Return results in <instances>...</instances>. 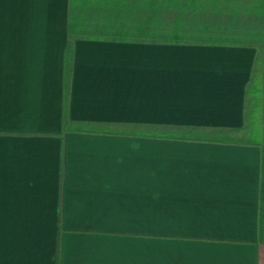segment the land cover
Instances as JSON below:
<instances>
[{
  "label": "crops",
  "instance_id": "0c3cea01",
  "mask_svg": "<svg viewBox=\"0 0 264 264\" xmlns=\"http://www.w3.org/2000/svg\"><path fill=\"white\" fill-rule=\"evenodd\" d=\"M67 19L68 0H0V264H264L260 149L239 136L258 47Z\"/></svg>",
  "mask_w": 264,
  "mask_h": 264
},
{
  "label": "trees",
  "instance_id": "16d2710c",
  "mask_svg": "<svg viewBox=\"0 0 264 264\" xmlns=\"http://www.w3.org/2000/svg\"><path fill=\"white\" fill-rule=\"evenodd\" d=\"M67 30L72 38L261 44L263 51L255 59L258 72L251 77V83L259 79L255 92H259V118L254 128L259 136L251 140L260 149L259 241L264 242V0H68ZM71 60L72 49L68 47L64 62V120Z\"/></svg>",
  "mask_w": 264,
  "mask_h": 264
},
{
  "label": "rangeland",
  "instance_id": "374dc122",
  "mask_svg": "<svg viewBox=\"0 0 264 264\" xmlns=\"http://www.w3.org/2000/svg\"><path fill=\"white\" fill-rule=\"evenodd\" d=\"M188 41H190V40H188ZM194 41L192 40L191 42H194ZM254 45H256L258 47L257 56L259 57L261 52L263 51L261 48V44L257 43ZM257 65H258V63L256 62V65L254 66L255 68H254V71L252 74H254V73H255V75L257 74V72H258ZM258 80L259 79L255 78L252 81V83L250 82V84H249L246 109L251 116H249L248 122L246 124L247 125L246 128L244 130H242L241 132H239V136L243 139L251 140V139H256V136H259V134L257 133V130L254 132L252 131V128L254 129L255 127H257V118H259V113H256V111L258 110L257 107L259 106L258 103H260V101L258 99L259 96L257 95V93L259 94V92L255 93L256 90L258 89V85H257ZM254 133H257V134H254ZM225 137L227 138V136H225ZM228 137H230V136H228ZM261 137H262V135L260 133L259 138L261 139Z\"/></svg>",
  "mask_w": 264,
  "mask_h": 264
}]
</instances>
